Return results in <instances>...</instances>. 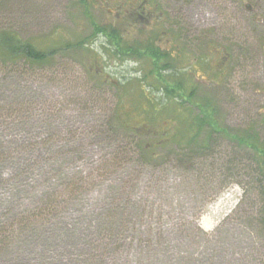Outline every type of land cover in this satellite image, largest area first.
<instances>
[{"label": "rangeland", "instance_id": "rangeland-1", "mask_svg": "<svg viewBox=\"0 0 264 264\" xmlns=\"http://www.w3.org/2000/svg\"><path fill=\"white\" fill-rule=\"evenodd\" d=\"M87 1L101 23L128 11L133 38L185 37L197 94L212 96L229 126L255 123L264 142V0ZM0 30L50 45L92 26L80 0H0ZM208 42L221 51L215 71L225 69L217 83L194 64ZM88 68L129 77L137 66L72 49L46 65L0 62V264H264L252 150L219 140L189 159L170 145L144 162L138 139L108 126L117 94L94 96L108 87Z\"/></svg>", "mask_w": 264, "mask_h": 264}, {"label": "trees", "instance_id": "trees-1", "mask_svg": "<svg viewBox=\"0 0 264 264\" xmlns=\"http://www.w3.org/2000/svg\"><path fill=\"white\" fill-rule=\"evenodd\" d=\"M80 3L92 26L89 35L75 43L65 42L62 37L53 38L52 41L56 44L47 45L46 38H23L17 31L0 30V62L23 61L31 66L46 65L57 55H63L66 50L72 49L82 56L94 54L102 59L114 58L136 64L134 74L132 72L129 77L121 70L113 74L88 68L92 71L93 75L90 76L96 84L108 87L107 92H104L105 88L95 92L94 96L105 95L109 91L117 94L114 105L116 109L108 117V126L112 129L116 126L118 130L137 138L136 149L147 163L157 157L158 148L170 145L181 149L189 159L200 155L206 157L208 154L205 153L213 150L219 140H225L235 148L247 147L253 152L259 176L252 189L259 185L258 189L264 196V142L257 131V125L254 123L246 129L229 126L219 117L216 100L212 96L197 94L194 72L189 66H182L188 55L187 41L179 39L177 33L166 31L169 39L163 46L156 43L159 39L154 30L149 36L133 38L130 30L132 19L127 16L128 11H118L121 22L108 20L101 23L92 14L93 4L90 1L80 0ZM163 34L159 36L162 38ZM98 40L99 45L95 44ZM202 49L205 50L203 47ZM219 52V49L213 51L217 56ZM194 64L205 73V76L197 75L208 82L217 83L222 77L224 68L221 66L222 69L218 67L215 71L219 62L212 65L203 54L196 56ZM146 119L149 122L140 126ZM189 164L196 169L194 163ZM70 191L73 192L71 189ZM261 220L264 231V216Z\"/></svg>", "mask_w": 264, "mask_h": 264}, {"label": "flooded vegetation", "instance_id": "flooded-vegetation-1", "mask_svg": "<svg viewBox=\"0 0 264 264\" xmlns=\"http://www.w3.org/2000/svg\"><path fill=\"white\" fill-rule=\"evenodd\" d=\"M146 1V0H145ZM149 1V0H148ZM133 4H134V2H133ZM153 5H154V3H152L151 4V6H150V10H148V13H149V16L150 17H153V15H152V13H153ZM244 7H245V9L247 10V12L249 13V14H254V13H257L258 11H260V9H258V7L256 6V5H254V4H249L248 2H246L245 3V5H244ZM258 14V16H261L260 15V13L258 12L257 13ZM262 18L260 19V20H258V23H260V24H262L263 22H264V17L263 16H261ZM176 34V33H175ZM178 34V38L179 39H184V38H182L181 37V35L179 34V33H177ZM163 38V37H162ZM205 50L207 51V53L209 54V56H210V61L212 62V63H214V62H217L218 60L216 59V60H214V59H212L211 58V54H214L213 53V51L214 50H217L218 51V49H217V47H215V46H213L210 42H208L207 43V45H206V47H205ZM223 63L225 64V62L223 61ZM215 65H216V63H214ZM221 69H222V67L221 66H219ZM223 71V73L225 72V69H223L222 70Z\"/></svg>", "mask_w": 264, "mask_h": 264}, {"label": "bare ground", "instance_id": "bare-ground-1", "mask_svg": "<svg viewBox=\"0 0 264 264\" xmlns=\"http://www.w3.org/2000/svg\"><path fill=\"white\" fill-rule=\"evenodd\" d=\"M135 71V70H134Z\"/></svg>", "mask_w": 264, "mask_h": 264}]
</instances>
